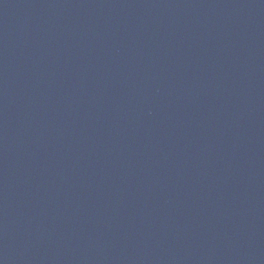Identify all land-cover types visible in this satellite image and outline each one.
Wrapping results in <instances>:
<instances>
[{"label":"water","instance_id":"obj_1","mask_svg":"<svg viewBox=\"0 0 264 264\" xmlns=\"http://www.w3.org/2000/svg\"><path fill=\"white\" fill-rule=\"evenodd\" d=\"M0 264H264V0H0Z\"/></svg>","mask_w":264,"mask_h":264}]
</instances>
